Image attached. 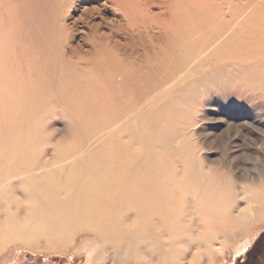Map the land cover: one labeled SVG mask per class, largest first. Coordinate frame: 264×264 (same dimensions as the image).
<instances>
[{
	"label": "bare ground",
	"instance_id": "obj_1",
	"mask_svg": "<svg viewBox=\"0 0 264 264\" xmlns=\"http://www.w3.org/2000/svg\"><path fill=\"white\" fill-rule=\"evenodd\" d=\"M229 89L264 95V0H0V251L90 232L92 264H213L264 217L189 132Z\"/></svg>",
	"mask_w": 264,
	"mask_h": 264
},
{
	"label": "rangeland",
	"instance_id": "obj_2",
	"mask_svg": "<svg viewBox=\"0 0 264 264\" xmlns=\"http://www.w3.org/2000/svg\"><path fill=\"white\" fill-rule=\"evenodd\" d=\"M45 127L53 144L65 140L68 127L63 117L52 115ZM189 132L204 164L225 170L236 183H264V95L242 93L236 89L202 94ZM43 153L45 158H50L51 146ZM263 228L264 217L251 230L232 241L222 254L216 255L213 264H227L233 260L242 253L240 249L246 239H252ZM98 249L99 245L90 232H79L54 250L12 241L0 251V264H18L25 257L40 263L92 264ZM99 264L132 263L119 262L108 256Z\"/></svg>",
	"mask_w": 264,
	"mask_h": 264
},
{
	"label": "flooded vegetation",
	"instance_id": "obj_3",
	"mask_svg": "<svg viewBox=\"0 0 264 264\" xmlns=\"http://www.w3.org/2000/svg\"><path fill=\"white\" fill-rule=\"evenodd\" d=\"M232 261V262H231ZM18 264H59L40 263L36 260L23 258ZM227 264H264V228L253 236L252 242L241 254L234 256Z\"/></svg>",
	"mask_w": 264,
	"mask_h": 264
}]
</instances>
